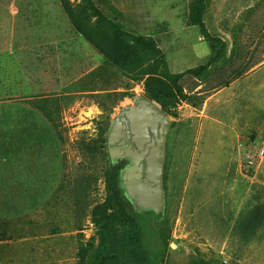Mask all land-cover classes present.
I'll return each instance as SVG.
<instances>
[{"label": "rangeland", "instance_id": "rangeland-1", "mask_svg": "<svg viewBox=\"0 0 264 264\" xmlns=\"http://www.w3.org/2000/svg\"><path fill=\"white\" fill-rule=\"evenodd\" d=\"M191 2L71 0L113 63L60 0H0V264H121L101 260L98 223L111 212L112 122L148 98L147 71L208 63L210 45L187 24ZM204 21L224 49L202 77L182 81L164 212L136 206L121 171L141 227L122 245L132 263L264 264V162L245 166L264 138V0H210ZM235 70L249 71L211 91Z\"/></svg>", "mask_w": 264, "mask_h": 264}, {"label": "trees", "instance_id": "trees-1", "mask_svg": "<svg viewBox=\"0 0 264 264\" xmlns=\"http://www.w3.org/2000/svg\"><path fill=\"white\" fill-rule=\"evenodd\" d=\"M65 11L72 20L75 28L95 47L101 49L98 39L93 38L90 29L81 27L75 17L74 7L71 0H60ZM92 1V0H87ZM210 0H192L187 20L189 26L198 27L204 40L210 45L213 55L208 63L185 71L180 74H172L168 72H152L147 71L144 74V87L148 98L155 101L163 111L169 116L178 117V106L184 97V87L182 81L188 76L196 78L202 77L209 68L216 63L224 49V44L219 38L214 37L207 29L204 16ZM110 62L116 63L115 57L103 51ZM260 61L257 62V65ZM251 69V68H250ZM163 70H167V67ZM249 70L231 73L225 72L221 75L222 80L216 82L215 88L211 91L229 85L233 80L243 76ZM225 77V79L223 78ZM126 166L125 162H117L109 169L106 176L107 189V205L111 212L108 215L99 218V228L101 235V260L104 262L109 260L122 261L121 264H139L132 263L125 257L120 256L123 242L127 239L129 230L137 232L141 231L135 212L131 209L129 200L124 196L120 187V176L122 169ZM137 250H141L140 238L136 240ZM197 264H210L206 261H200Z\"/></svg>", "mask_w": 264, "mask_h": 264}, {"label": "water", "instance_id": "water-1", "mask_svg": "<svg viewBox=\"0 0 264 264\" xmlns=\"http://www.w3.org/2000/svg\"><path fill=\"white\" fill-rule=\"evenodd\" d=\"M170 125V116L147 97L138 98L112 122L108 140L110 157L114 162L131 159V164L122 169V181L128 197L142 210L156 213L165 210L163 174ZM126 127L134 148L122 150L118 144L124 143L120 141Z\"/></svg>", "mask_w": 264, "mask_h": 264}, {"label": "built area", "instance_id": "built-area-1", "mask_svg": "<svg viewBox=\"0 0 264 264\" xmlns=\"http://www.w3.org/2000/svg\"><path fill=\"white\" fill-rule=\"evenodd\" d=\"M254 149L245 157V166L247 169H255L264 162V138L255 142Z\"/></svg>", "mask_w": 264, "mask_h": 264}, {"label": "flooded vegetation", "instance_id": "flooded-vegetation-1", "mask_svg": "<svg viewBox=\"0 0 264 264\" xmlns=\"http://www.w3.org/2000/svg\"><path fill=\"white\" fill-rule=\"evenodd\" d=\"M122 134H123V139H121V141L120 142H122V141H124V143L123 144H118V147L119 148H121L122 150L124 149H126V148H128V147H132V148H134V146L132 145V143H131V141L128 139V136H129V133H128V127H126L124 130H123V132H122ZM124 160H127L126 158L125 159H122V160H120V162H123Z\"/></svg>", "mask_w": 264, "mask_h": 264}]
</instances>
